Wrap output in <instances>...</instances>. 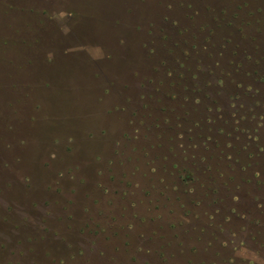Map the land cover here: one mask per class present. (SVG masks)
<instances>
[{"label":"rangeland","instance_id":"374dc122","mask_svg":"<svg viewBox=\"0 0 264 264\" xmlns=\"http://www.w3.org/2000/svg\"><path fill=\"white\" fill-rule=\"evenodd\" d=\"M258 145L264 0H0V264H264Z\"/></svg>","mask_w":264,"mask_h":264},{"label":"trees","instance_id":"16d2710c","mask_svg":"<svg viewBox=\"0 0 264 264\" xmlns=\"http://www.w3.org/2000/svg\"><path fill=\"white\" fill-rule=\"evenodd\" d=\"M234 129H238V127H236V126H234ZM256 145H257V142H256ZM245 147V146H244ZM258 149H264L263 148V146L262 145H258ZM260 151H258L257 152V155L256 156H259L261 153H259ZM262 156H263V158H264V153L262 154ZM230 159V158H229ZM229 163H231L232 162V160H229L228 161ZM254 164H257L256 162L254 163ZM248 165H250V164H248ZM240 168H241V170H242V168H245L244 166H239ZM259 169V168H258ZM231 170V169H230ZM231 171H233V170H231ZM243 171V170H242ZM255 173H259V170H255ZM255 174H251V176L250 177H252V178H255V177H257V176H254ZM236 176H238V173L236 172V171H234L232 174H231V179H233L234 181H235V179H236ZM239 177H242V178H244V180L242 179V178H239V180L240 181H235L236 183H237V185L239 184V185H241L240 183L241 182H245V179L247 180V179H249V176H247V177H245V176H243V175H239ZM232 194V193H231ZM230 194V195H231ZM228 197L230 198L231 196H228V193H226V195H224V200L225 199H228ZM251 199H252V197H251ZM255 199H257L255 196L253 197V201L255 200ZM231 201H232V197H231ZM256 201V200H255ZM259 204V203H258ZM260 205V204H259ZM234 209H235V207H233L232 209H229V212L230 213H233V211H234ZM236 210V209H235ZM235 213V212H234ZM238 213V212H237ZM249 214H251V213H249ZM241 215H246V214H244V213H242Z\"/></svg>","mask_w":264,"mask_h":264}]
</instances>
